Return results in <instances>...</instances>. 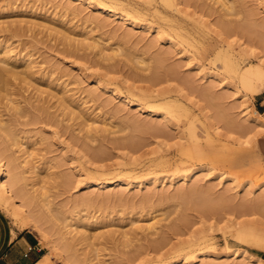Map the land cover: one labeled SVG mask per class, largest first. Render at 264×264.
<instances>
[{
    "label": "rangeland",
    "instance_id": "obj_1",
    "mask_svg": "<svg viewBox=\"0 0 264 264\" xmlns=\"http://www.w3.org/2000/svg\"><path fill=\"white\" fill-rule=\"evenodd\" d=\"M97 1L0 0V29L19 27L14 35L0 32L11 35L0 43L26 54L36 75L55 77L51 87L67 83L72 102L84 111L69 115L56 97L39 95L34 83L17 79L4 89L0 142L8 148L6 161L17 166L16 187L27 194L21 198L65 247L74 243L69 251L78 264H166L168 258L176 264H264V156L257 147L264 116L255 108L258 94L238 71L239 64L264 59V0H234L233 12L224 15L232 27L222 34L217 0H178V8L163 0ZM124 11L127 19L119 16ZM49 23L65 30L57 33ZM95 37L111 48L121 45L116 59L100 54ZM82 40L90 45L75 50ZM137 56L147 64H138ZM158 100L172 103L174 118L150 110H163ZM42 104L46 112L37 109ZM191 130L199 134L200 155ZM188 166L199 175L183 180ZM106 179L122 181L93 186ZM0 206L26 224L1 196ZM155 221V229L148 227ZM35 230L50 258L68 264ZM189 248L197 249L194 258Z\"/></svg>",
    "mask_w": 264,
    "mask_h": 264
},
{
    "label": "bare ground",
    "instance_id": "obj_2",
    "mask_svg": "<svg viewBox=\"0 0 264 264\" xmlns=\"http://www.w3.org/2000/svg\"><path fill=\"white\" fill-rule=\"evenodd\" d=\"M82 1H86V2H94V1H96V0H82ZM99 1V0H98ZM97 1V2H98ZM162 1V0H161ZM164 1V3L165 4H167L168 6H171V7H174V8H178V3H179V1L178 0H163ZM218 2H220V4L222 5V9L221 10H219V12H220V16H219V18H218V22H220L219 24L223 27V30L221 31V34H222V32L223 31H225V30H229V29H231V20L229 21V20H227V19H225V16L224 15H227V14H231L232 12H233V8L235 7V1L234 0H217ZM99 3H100V1H99ZM102 4V3H101ZM69 6H71V5H69ZM104 6V5H103ZM123 9V8H122ZM156 9V8H155ZM219 9V8H218ZM131 10V9H130ZM182 10V9H181ZM180 10V11H181ZM120 11V10H119ZM74 12H75V10H74ZM128 15H130L128 12H121L120 13V15L119 16H121L122 18H124V19H127L129 16ZM95 17V16H94ZM196 17V16H195ZM63 18V17H62ZM99 18V17H98ZM134 18V17H133ZM194 18V17H193ZM198 18V17H197ZM27 20V19H26ZM30 19H28L27 21H29ZM33 20H36V18L34 19V17H33ZM33 20L31 19V21L30 22H32V23H35V25H36V23H39L40 22V19H37L39 22H37V21H34L33 22ZM64 20H66V19H64ZM42 21V20H41ZM43 21H44V18H43ZM49 21V20H48ZM68 21V20H67ZM199 21V20H198ZM42 23V22H41ZM46 23H48L47 22V20H46ZM55 23V22H54ZM64 23V22H63ZM67 23H69V22H67ZM105 23V22H104ZM133 23V22H132ZM99 24H101V23H99ZM204 24V23H203ZM46 25V24H45ZM51 24L49 23V28H53V27H56L57 25L55 24V26H50ZM54 25V24H53ZM61 25V24H60ZM63 25V24H62ZM64 25H66V24H64ZM207 25V24H206ZM205 25V26H206ZM58 27V26H57ZM65 27V26H64ZM69 27V26H68ZM204 27V26H203ZM206 27H208V26H206ZM54 29V28H53ZM52 29V30H53ZM56 29V28H55ZM54 29V31H57V33H60L61 34V30L62 29H64L63 28V26L61 27V29H59L60 30V32H59V30H55ZM71 28L69 27V30H70ZM4 30H9L10 32H11V35H14V34H17L18 32H19V27H17V26H11V24H6V25H3L2 27H1V29H0V32H2V31H4ZM65 30V29H64ZM63 31V30H62ZM72 32H75L73 29L71 30ZM65 32H67V33H65ZM70 32V31H69ZM69 32L68 31H64V33L65 34H69ZM72 32H70V34L72 33ZM63 32H62V34L63 35H65ZM2 34V33H1ZM0 34V35H1ZM7 34V33H6ZM5 34V36L4 37H0V42H2L3 40L4 41H6V44H7V39H9L10 37H11V35H10V37L8 36L9 35V33L6 35ZM73 34H75V33H73ZM73 34H71V35H73ZM63 35H60V37H61V40H63ZM8 36V37H7ZM172 36V35H171ZM69 37V39H68V41H69V45H73L74 43H73V39H71V36H68ZM67 37V38H68ZM75 37V36H74ZM89 37V35L88 34H86L85 35V38L87 39ZM66 38V36H64V39ZM170 38H172V37H170ZM75 39V38H74ZM77 39V38H76ZM71 40H72V42H71ZM175 39L173 38V39H170V41H171V43H175V41H174ZM75 41V40H74ZM264 41V40H263ZM77 42V41H76ZM75 42V43H76ZM92 42H95V44H97V46H99V50H100V54H104L105 56H104V58L105 59H107V60H113L116 56V53L121 49V45H119L118 47L116 46V47H110L109 46V44H108V46L110 47L109 49H111V51H108V52H106L107 51V49H108V46H107V44H105L104 42L102 43V42H99V40H97L96 39V37L94 38V40L92 41ZM231 42L232 41H228V43H227V45L228 46H230L231 45ZM68 43V42H67ZM66 43V44H67ZM91 43V42H90ZM65 44V45H66ZM80 45L79 46H76V45H74L75 46V50L76 49H78V48H80V47H86V45L88 44V45H90L89 43H88V40H87V42L85 43V41L84 40H82V42H80L79 43ZM91 44H93V43H91ZM68 45V44H67ZM78 45V44H77ZM240 45H242V44H240ZM8 46V45H7ZM7 46H4V45H2L1 43H0V100H1V98L4 96V93H3V91H4V89H8V85H12V84H14L15 82H16V80L17 79H19L20 81H25V82H28V83H30L31 85L34 83V85L35 84H37V85H40L39 87H37L38 88V90L40 91V93H39V95H44L43 97L45 98V99H48V97H49V99L51 98V97H56V99L57 100H59V102H60V104L62 105V107H63V111H65L66 113H68L69 115H71V116H73V117H75L76 118V116H77V114H78V116H79V114H84L83 112V110L82 111H78L77 110V107H79V104L77 105V103L75 104L74 102H72V99L70 98V95H69V93H67L66 92V84L67 83H65V84H63V83H60L59 84V86H57L58 88H54V87H51L50 86V84H52L53 83V80H55L56 78L55 77H53L52 78V81H50V79H51V77L52 76H50L49 77V75L47 74H40L39 76L38 75H36V69H34V67H33V63L29 60L28 61V59H25L24 57H25V55H20V54H18V53H13L12 52V50L9 48V47H7ZM242 47V46H241ZM243 48V47H242ZM108 49V50H109ZM20 53H21V51H20ZM99 53V52H98ZM160 54H162V53H160ZM159 54V55H160ZM164 54V53H163ZM158 54H157V56H159ZM165 55V54H164ZM28 57V56H27ZM142 57V56H141ZM165 57V56H164ZM28 58H30V57H28ZM116 59V58H115ZM159 59H160V57H159ZM158 59V60H159ZM133 60V59H132ZM161 60H164V59H161ZM136 61H137V63L139 62V63H145V64H147L145 61V59L144 58H140V56H139V58H138V56H137V58H136ZM154 61H156V60H154ZM264 59L261 57L260 58V62H254V63H251V64H248V65H246V66H242V65H238V71H239V74H240V77H241V79H242V82L247 86V88H248V90L250 91V93H253V94H256L257 92H260V89L262 88V86H263V84H264ZM157 62H159V61H157ZM138 63V64H139ZM155 65V64H154ZM153 65V66H154ZM160 66V65H159ZM155 67V66H154ZM158 67V66H157ZM158 69L159 68H155V70L156 71H158ZM42 73V72H41ZM155 74V73H154ZM46 75V76H45ZM50 75H51V73H50ZM50 78V79H49ZM58 79H59V77H58ZM55 82V81H54ZM56 83V82H55ZM43 84H45V85H47L48 87H46V86H44ZM55 84H53L52 86H54ZM17 89H13L12 90V94H14V93H16V92H18V91H16ZM117 94H119V95H121V96H124L123 94H121L120 92H118V91H116V90H114ZM44 93H46V94H44ZM146 95H148L149 97L151 96V94H148V93H146ZM43 98V99H44ZM43 99H42V101H43ZM44 99V100H45ZM163 99V98H162ZM125 100L127 101V102H131V103H135V104H137L138 106H140V107H142V103L140 102V101H137V100H132V99H130V98H125ZM40 101V100H39ZM46 101V100H45ZM45 101H43V102H45ZM159 101V100H158ZM12 102H14L15 104H14V106L16 107V108H21V106H23V105H21V103H20V101L19 100H16L14 97L12 98ZM160 102V101H159ZM32 103V102H31ZM41 103V102H40ZM155 104H157L159 107H163V110H157V109H150V110H153V111H155V113H157V114H159V116H161V118L162 119H165V120H170V119H172V118H174L173 116H174V113L172 112L173 111V109H172V103L171 102H169V101H162V102H160V103H155ZM153 105V104H152ZM155 106V105H154ZM80 107H81V105H80ZM48 105L46 104H42V105H38L37 106V109L38 110H41V111H47L48 110ZM83 108V107H82ZM65 109H67V110H65ZM86 111V110H85ZM85 113H87V112H85ZM247 115V114H246ZM248 118H249V116H247ZM176 118V117H175ZM0 125L2 126L3 125V120H2V118L0 117ZM80 125H82L81 126V128H85V123L84 124H82V123H80ZM86 125H87V123H86ZM142 125V124H141ZM5 127V126H4ZM7 128H9V126L7 127ZM7 128H5L6 130H7ZM191 128V127H190ZM87 129V131H90L91 130V128H86ZM193 129V128H192ZM192 131V130H191ZM211 135V134H210ZM190 136H191V139H194V144H195V146L197 147V149H196V151H194V154H195V152L196 153H198V155H200V153L201 152H199V148L200 147H198V145H200V144H198L199 142V134H198V132L197 131H195V130H193L192 132H190ZM213 138V137H212ZM190 139V140H191ZM211 139V138H210ZM1 140V139H0ZM3 140V139H2ZM198 140V141H197ZM212 140V139H211ZM197 141V142H196ZM0 143H3V141H1ZM5 143H6V141H5ZM189 143V142H188ZM4 144V143H3ZM193 144V145H194ZM6 144H4V145H2V146H5ZM7 146V145H6ZM5 146V148L4 147H1L0 146V196H1V198H5V199H7L8 201H10L11 203H13L14 205H15V207H16V213H18L19 215H20V217L23 219V221H25L26 222V224L28 223V224H31L34 228H36L41 234H42V236L46 239V240H48L49 241V243H51L52 244V246H54V248L57 250V252H58V254L68 263V264H78L77 263V261L72 257V255H71V250L69 251V249H73L74 250V243L73 242H69L68 243V246L67 247H65L64 246V244H62L59 240H57V238L56 237H54V235H53V233L50 231V229L36 216V215H34L33 214V212H31L30 211V208H29V204H28V202L25 200V199H23V198H21V194H25V195H27L26 194V192L24 193H22V191H23V189H22V187H20V186H18V187H16V185L17 184H19L18 182H19V178H20V174H19V172H18V170H16V164H13V163H10L11 162V160H9V159H12L13 161L12 162H14L15 161V158H14V156L12 157V158H9L8 160V162L6 161L7 159H6V157H5V150H6V152H7V150H8V148ZM7 148V149H6ZM24 148V147H23ZM201 151V150H200ZM5 153V154H4ZM14 158V159H13ZM163 159V158H162ZM167 159V158H166ZM165 160V159H164ZM15 163V162H14ZM157 163V162H156ZM11 164H12V166H11ZM158 164V163H157ZM171 164V163H170ZM164 165V164H163ZM178 169V168H177ZM183 170V169H182ZM186 170V171H185ZM199 171H195V172H193V170L192 169H190V167L188 166V167H185V169H184V172L181 174V176H182V178H183V180H186L187 178H188V176L190 175V174H192V175H195V176H197V175H199V173H198ZM176 177H172L171 178V180H174ZM223 178V177H222ZM231 178V177H230ZM119 179V178H118ZM118 179H106V180H102V181H96V182H94L93 183V186H97V185H100V186H109V185H113V184H121L120 182L122 181V180H120V181H118V183H116V181L118 180ZM231 179H233V178H231ZM221 180V179H220ZM128 182H130V181H128ZM142 181H140V183H141ZM27 197V196H26ZM84 198H87V197H84ZM28 200H29V198H27ZM145 201V200H144ZM47 213V212H46ZM17 214V215H18ZM47 216V215H46ZM45 216V217H46ZM49 216V215H48ZM122 216V215H121ZM132 216V215H131ZM43 217V216H42ZM119 217V219H124V218H126L127 217V215L126 216H122V217H120V216H118ZM114 218V217H113ZM112 218V219H113ZM155 218V217H154ZM187 218V217H186ZM44 219V218H43ZM46 219V218H45ZM127 219V218H126ZM157 220V219H156ZM159 221V220H158ZM158 223V222H157ZM26 224H24V225H26ZM156 221L155 222H153V223H149V225H148V227H153L154 229H155V227H156ZM22 226V225H21ZM180 226V225H179ZM136 227H143V226H136ZM173 227L174 228H176V227H178V226H174L173 225ZM172 229V228H171ZM11 231H12V229H11ZM66 233H72V230L71 229H69L68 227L66 228ZM132 232V231H131ZM129 230L128 231H125L124 232V234L126 235V236H129L128 234H130L131 233ZM164 237V236H163ZM130 238H132L131 236H129V238L128 239H130ZM166 238V237H165ZM201 238V237H200ZM133 239V238H132ZM199 240V239H198ZM189 241V240H188ZM209 241V240H208ZM159 242V241H158ZM161 243V242H160ZM185 243V242H184ZM197 242L195 241V242H191V243H188V247L189 246H192V244H196ZM204 243H206L207 244V242H204ZM209 243V242H208ZM159 244V243H158ZM182 245V244H181ZM185 245H186V243H185ZM208 246V245H207ZM259 246L260 247H262V248H264V242L263 241H260L259 242ZM177 248V247H176ZM181 248V247H180ZM185 248V247H184ZM207 248H209V247H207ZM205 249V248H204ZM187 250V249H186ZM189 253L191 252V255H192V257L194 258L195 256H196V250L197 249H195V248H189ZM238 250V249H237ZM237 250H235V252L234 253H237V252H239V251H237ZM202 252V254H205V250H202L201 251ZM233 253V254H234ZM238 254V253H237ZM189 255V254H188ZM166 257H168V256H166ZM175 258V257H174ZM204 258V257H203ZM243 258H245V259H248V260H251V259H253L252 258V255H250V254H248V253H243ZM167 259V258H166ZM166 259H165V261H166ZM170 258H168L167 259V262H164V263H166V264H176L177 262H178V260L177 259H171L170 261H168ZM259 259H260V262H262V263H264V258L260 255L259 256ZM162 260V259H161ZM163 260H164V258H163ZM204 260V259H203ZM205 264H217V263H215V262H213L212 260L210 261H205L204 262ZM219 264V263H218Z\"/></svg>",
    "mask_w": 264,
    "mask_h": 264
},
{
    "label": "crops",
    "instance_id": "obj_3",
    "mask_svg": "<svg viewBox=\"0 0 264 264\" xmlns=\"http://www.w3.org/2000/svg\"><path fill=\"white\" fill-rule=\"evenodd\" d=\"M256 94V111L264 116V84ZM257 147L264 156V128L257 137ZM50 252L35 228L21 226L0 206V264H63L59 258H50Z\"/></svg>",
    "mask_w": 264,
    "mask_h": 264
},
{
    "label": "trees",
    "instance_id": "obj_4",
    "mask_svg": "<svg viewBox=\"0 0 264 264\" xmlns=\"http://www.w3.org/2000/svg\"><path fill=\"white\" fill-rule=\"evenodd\" d=\"M260 255L264 257V252H260Z\"/></svg>",
    "mask_w": 264,
    "mask_h": 264
}]
</instances>
